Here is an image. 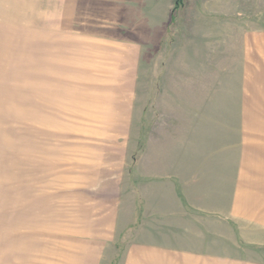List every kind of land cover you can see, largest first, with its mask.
I'll use <instances>...</instances> for the list:
<instances>
[{"label": "rangeland", "instance_id": "rangeland-1", "mask_svg": "<svg viewBox=\"0 0 264 264\" xmlns=\"http://www.w3.org/2000/svg\"><path fill=\"white\" fill-rule=\"evenodd\" d=\"M0 0V264H264V0Z\"/></svg>", "mask_w": 264, "mask_h": 264}, {"label": "trees", "instance_id": "trees-1", "mask_svg": "<svg viewBox=\"0 0 264 264\" xmlns=\"http://www.w3.org/2000/svg\"><path fill=\"white\" fill-rule=\"evenodd\" d=\"M180 1H181V0H178V1H177V3H176V5H177V6H179V5H180Z\"/></svg>", "mask_w": 264, "mask_h": 264}]
</instances>
